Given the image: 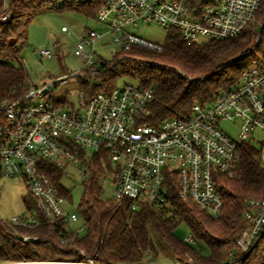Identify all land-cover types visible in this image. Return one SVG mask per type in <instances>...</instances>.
<instances>
[{"label": "built area", "instance_id": "built-area-1", "mask_svg": "<svg viewBox=\"0 0 264 264\" xmlns=\"http://www.w3.org/2000/svg\"><path fill=\"white\" fill-rule=\"evenodd\" d=\"M50 8L71 7L91 0H39ZM92 18L99 28L84 27L74 43V55L83 61L85 84L101 86L96 45L105 36L123 51L133 46L162 50L135 36L129 29L138 24H155L176 29L187 45L204 40H227L237 36L254 19L262 0H100ZM3 4L0 23L10 19ZM264 21L259 23L250 52L260 42ZM61 32L69 35L66 27ZM58 50V48H56ZM40 58H51L47 49ZM70 76H75L70 73ZM66 78V77H65ZM56 78L40 87L22 89L12 99L0 102V167L2 177L24 180L35 208L12 217L8 224L34 227L39 214L50 224L77 222L78 215L66 210V197L46 173L48 165L64 171L81 167L84 173L99 156L106 160L114 184L111 200L117 206L160 208L168 199V183L174 178L178 197L191 201L217 219L223 201L216 189V176L231 174L239 160V145L254 146L264 167V51L240 74L235 87L218 93L209 106L193 104L187 117H172L155 126L144 120L153 99L149 86H114L87 93L81 87L77 105L57 101L52 87L66 81ZM221 122L236 123L235 138L221 128ZM94 149L93 152H90ZM60 186L62 187L61 183ZM63 188V187H62ZM102 191V186L99 185ZM244 218L249 225L234 243L247 254L264 227V202L246 201ZM81 229L80 232H82ZM22 242L36 236L21 235ZM184 242L192 243L189 235ZM229 256L231 254L229 253ZM0 264H103L93 258L79 261H4ZM123 264V263H117Z\"/></svg>", "mask_w": 264, "mask_h": 264}, {"label": "trees", "instance_id": "trees-1", "mask_svg": "<svg viewBox=\"0 0 264 264\" xmlns=\"http://www.w3.org/2000/svg\"><path fill=\"white\" fill-rule=\"evenodd\" d=\"M7 1L8 8L4 12L10 14V19L0 23V102L29 88L23 68L1 59L16 58L26 40L34 4L42 8L43 3ZM4 2L0 0V14ZM100 6V0H91L59 10L94 18ZM263 21L264 0L254 19L237 36L227 40H204L187 45L180 40L178 30L168 29L160 52L133 46L124 51L134 58L131 61L113 64V61L100 60L101 86L92 89L85 83L81 86L90 94L113 88L122 77L130 78L153 90V99L144 114L146 122L157 126L168 118L187 117L193 104L209 106L220 91L236 86L241 72L254 60L246 65L241 61L264 46L263 27L259 44L250 52L257 26ZM106 171L110 172V166L106 160L102 164L97 156L84 173L86 178L77 207L82 232L71 229L70 224H50L40 214L39 223L30 228L13 226L0 219V262L93 258L103 264H153L161 247L179 264H264V227L247 254H241L234 243L239 232L249 225L244 218L246 201L253 198L264 202V167L249 143L239 145V160L232 173L216 176V189L223 201L217 219L193 202L179 198L174 178L168 183L167 202L160 208L140 207L132 211L127 205L103 201L98 181ZM46 173L58 186L59 193L68 198L69 192L60 186L64 171L48 165ZM32 203L35 208L33 197ZM180 224L187 226L192 241L206 245L208 256L176 237L175 230ZM21 235L38 239L22 242Z\"/></svg>", "mask_w": 264, "mask_h": 264}, {"label": "rangeland", "instance_id": "rangeland-1", "mask_svg": "<svg viewBox=\"0 0 264 264\" xmlns=\"http://www.w3.org/2000/svg\"><path fill=\"white\" fill-rule=\"evenodd\" d=\"M6 8H8V5ZM59 9L50 8L47 3L45 5L42 3V8H38L34 4L31 20L27 25L26 40L18 49L16 58L1 59V61L8 62L11 65L21 66L26 73L27 84L31 87H40L44 83L51 82L56 78L66 77L64 83L52 87L50 96L54 100L71 102L77 105V94L82 87L81 84L86 81L88 74L86 72V76H84L83 61L74 55L73 46L77 41L78 34L82 33L84 27L96 29L99 28V25L92 18H86L70 10ZM63 26L69 30V35L61 32V27ZM128 30L144 41L154 44H162L168 32V29L155 24H138L133 29L128 28ZM41 48L49 50L51 52V58H40L37 51ZM263 49L264 46L261 48V51ZM261 51L256 50L253 55L242 60L241 64L246 65L252 60H255L256 57L261 55ZM95 59H102L106 62L113 61L112 63L114 64L120 61H131L134 58L124 54L119 44L110 42V37L105 36L96 45ZM70 73H74L75 76L68 77ZM136 84V80L122 77L117 81L116 86L122 87L124 85ZM220 128L232 138H235L238 130L236 123L232 124L229 122H221ZM93 151L94 149L90 150V152ZM85 178L84 169L81 167H70L67 169L61 185L69 192V197L66 198L65 205L68 212L77 213V207L83 190L82 182ZM98 183L103 189L100 194V199L103 201L112 200L115 187L110 172L106 171ZM33 208L32 196L22 178L15 177L8 179L1 177V220L8 222L12 217L27 214ZM70 228L75 231H81V219L70 224ZM175 235L180 240H183L190 235V231L187 226L180 224L175 230ZM190 245L203 256L209 255L208 248L202 242L192 241ZM231 254L234 255V251ZM153 264L179 263L175 262L166 248L159 247L156 263Z\"/></svg>", "mask_w": 264, "mask_h": 264}, {"label": "water", "instance_id": "water-1", "mask_svg": "<svg viewBox=\"0 0 264 264\" xmlns=\"http://www.w3.org/2000/svg\"><path fill=\"white\" fill-rule=\"evenodd\" d=\"M5 3L7 4L8 3V1L7 0H5ZM8 5V4H7ZM7 5H6V7H7ZM57 50V49H56Z\"/></svg>", "mask_w": 264, "mask_h": 264}]
</instances>
